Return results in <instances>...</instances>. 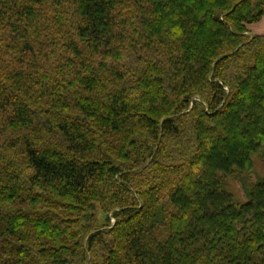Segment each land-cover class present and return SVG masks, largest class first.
Here are the masks:
<instances>
[{
	"label": "trees",
	"instance_id": "1",
	"mask_svg": "<svg viewBox=\"0 0 264 264\" xmlns=\"http://www.w3.org/2000/svg\"><path fill=\"white\" fill-rule=\"evenodd\" d=\"M263 18L0 0V264H264Z\"/></svg>",
	"mask_w": 264,
	"mask_h": 264
},
{
	"label": "rangeland",
	"instance_id": "2",
	"mask_svg": "<svg viewBox=\"0 0 264 264\" xmlns=\"http://www.w3.org/2000/svg\"><path fill=\"white\" fill-rule=\"evenodd\" d=\"M255 175L258 178H264V157L263 158H258L257 160H255ZM231 193L234 194V196L236 197V199L240 202L244 201V194L242 192L241 186L240 184H238L237 182H231L230 183V187H229Z\"/></svg>",
	"mask_w": 264,
	"mask_h": 264
},
{
	"label": "crops",
	"instance_id": "3",
	"mask_svg": "<svg viewBox=\"0 0 264 264\" xmlns=\"http://www.w3.org/2000/svg\"><path fill=\"white\" fill-rule=\"evenodd\" d=\"M248 32L251 36L264 37V18L258 24L248 26Z\"/></svg>",
	"mask_w": 264,
	"mask_h": 264
}]
</instances>
